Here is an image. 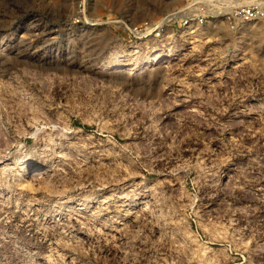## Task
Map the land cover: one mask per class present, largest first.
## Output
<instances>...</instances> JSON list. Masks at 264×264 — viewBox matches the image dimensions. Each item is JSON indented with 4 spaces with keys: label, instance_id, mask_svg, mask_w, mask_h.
<instances>
[{
    "label": "rangeland",
    "instance_id": "rangeland-1",
    "mask_svg": "<svg viewBox=\"0 0 264 264\" xmlns=\"http://www.w3.org/2000/svg\"><path fill=\"white\" fill-rule=\"evenodd\" d=\"M187 2L0 0V264H264V27Z\"/></svg>",
    "mask_w": 264,
    "mask_h": 264
},
{
    "label": "built area",
    "instance_id": "built-area-1",
    "mask_svg": "<svg viewBox=\"0 0 264 264\" xmlns=\"http://www.w3.org/2000/svg\"><path fill=\"white\" fill-rule=\"evenodd\" d=\"M183 27L204 25L209 20L225 18L231 28L236 22H257L264 27V0H188Z\"/></svg>",
    "mask_w": 264,
    "mask_h": 264
},
{
    "label": "bare ground",
    "instance_id": "bare-ground-1",
    "mask_svg": "<svg viewBox=\"0 0 264 264\" xmlns=\"http://www.w3.org/2000/svg\"><path fill=\"white\" fill-rule=\"evenodd\" d=\"M207 27H205V28H207V29H210L211 27H212V30L210 31V33L211 34H218L219 33V30H221L222 29V25H221V23H220V20L218 19V20H212V21H210V22H208V24L206 25ZM171 52H172V50H169L168 51V56H170V54H171ZM167 56V55H166ZM163 59H164V57L160 54V53H155V54H153L149 59H148V61H147V65L148 64H157V63H159V62H161V61H163ZM122 67H121V65L120 64H117V65H115L114 66V69L115 70H120ZM133 69V68H132ZM130 70V69H129ZM131 71V70H130ZM34 175H36V176H39V175H42V174H40V173H35Z\"/></svg>",
    "mask_w": 264,
    "mask_h": 264
}]
</instances>
